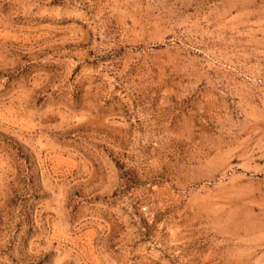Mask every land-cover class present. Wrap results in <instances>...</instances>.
Wrapping results in <instances>:
<instances>
[{
  "label": "rangeland",
  "instance_id": "obj_1",
  "mask_svg": "<svg viewBox=\"0 0 264 264\" xmlns=\"http://www.w3.org/2000/svg\"><path fill=\"white\" fill-rule=\"evenodd\" d=\"M0 264H264V0H0Z\"/></svg>",
  "mask_w": 264,
  "mask_h": 264
}]
</instances>
